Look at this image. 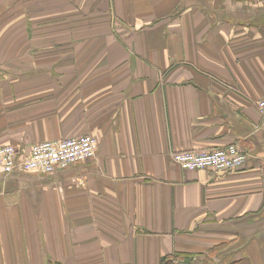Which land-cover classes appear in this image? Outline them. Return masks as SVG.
Returning a JSON list of instances; mask_svg holds the SVG:
<instances>
[{
  "label": "crops",
  "instance_id": "1",
  "mask_svg": "<svg viewBox=\"0 0 264 264\" xmlns=\"http://www.w3.org/2000/svg\"><path fill=\"white\" fill-rule=\"evenodd\" d=\"M14 1L0 146L99 147L52 174L0 173V264H205L229 242L209 264H264V0ZM232 144L247 155L232 171L172 161Z\"/></svg>",
  "mask_w": 264,
  "mask_h": 264
},
{
  "label": "built area",
  "instance_id": "2",
  "mask_svg": "<svg viewBox=\"0 0 264 264\" xmlns=\"http://www.w3.org/2000/svg\"><path fill=\"white\" fill-rule=\"evenodd\" d=\"M257 107L264 114V97ZM98 138L86 134L33 144L22 155L15 146H0V173L8 175L14 171L39 174H52L65 169L71 164L84 161L96 155L99 147ZM247 160V155L238 145L212 150L180 151L172 154V161L185 170L232 171L240 168Z\"/></svg>",
  "mask_w": 264,
  "mask_h": 264
},
{
  "label": "trees",
  "instance_id": "3",
  "mask_svg": "<svg viewBox=\"0 0 264 264\" xmlns=\"http://www.w3.org/2000/svg\"><path fill=\"white\" fill-rule=\"evenodd\" d=\"M231 245V242L229 243H221L219 245H216L209 249L207 251L209 257L204 260L205 264L210 263V258L215 257L216 255H219L221 251L228 248ZM195 253H177L173 255H168L167 257H163L161 259V264H193L194 260L193 257ZM239 261H234L231 264H235Z\"/></svg>",
  "mask_w": 264,
  "mask_h": 264
},
{
  "label": "rangeland",
  "instance_id": "4",
  "mask_svg": "<svg viewBox=\"0 0 264 264\" xmlns=\"http://www.w3.org/2000/svg\"><path fill=\"white\" fill-rule=\"evenodd\" d=\"M24 0H15L14 2H12V4H14L13 5V12L15 13V14H18V13H21L22 12V8L20 7V2H23ZM58 171H60V170H58ZM58 171H56V172H58ZM62 171V170H61ZM199 253L200 252H196L194 255V257H197L198 258V260L197 261H194L193 262V264H202V256L201 255H199ZM198 255L200 256V257H198ZM220 255V254H219ZM193 257V258H194Z\"/></svg>",
  "mask_w": 264,
  "mask_h": 264
}]
</instances>
